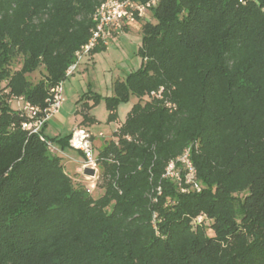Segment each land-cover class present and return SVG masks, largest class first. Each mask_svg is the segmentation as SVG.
Returning a JSON list of instances; mask_svg holds the SVG:
<instances>
[{"label":"trees","instance_id":"trees-1","mask_svg":"<svg viewBox=\"0 0 264 264\" xmlns=\"http://www.w3.org/2000/svg\"><path fill=\"white\" fill-rule=\"evenodd\" d=\"M104 1L0 0V264H264V0H157L137 18L143 63L113 83L107 122L138 102L97 147L95 198L49 148L71 134L32 133L10 101L45 115ZM101 100L79 101L78 127ZM187 149L200 192L164 178Z\"/></svg>","mask_w":264,"mask_h":264},{"label":"rangeland","instance_id":"rangeland-1","mask_svg":"<svg viewBox=\"0 0 264 264\" xmlns=\"http://www.w3.org/2000/svg\"><path fill=\"white\" fill-rule=\"evenodd\" d=\"M148 16L151 20L150 12ZM142 39L141 23L130 24L128 30L113 35L109 39L105 50L83 59L74 74L63 82L61 107L46 122L44 134L50 140L66 137L82 121L81 115L77 114V110L80 108V104L78 103L80 100H83L86 94H97L102 98L101 103L90 111L91 115L99 122L90 128L91 131L96 134L102 133L107 141L112 138L113 132L126 120L128 112L138 102V99L131 96L127 102L121 103L118 108V121L109 124L107 122L109 112L106 109L105 98L113 96V83L117 79H125L128 74L141 68L143 59L138 55V49L139 45L142 44ZM43 75L44 69L40 68L29 79L36 83ZM10 104L13 109L18 108L16 101L13 100ZM97 139L99 140V144H105L104 138ZM55 150L53 153L63 157L66 172L77 183H83L85 186L88 185L90 181L76 172V167L79 164L72 161L71 158V156H74L81 159L82 154L70 147L65 152L57 147H55ZM92 193L95 198H98L102 194V191L95 189ZM210 233L212 234L211 230Z\"/></svg>","mask_w":264,"mask_h":264},{"label":"built area","instance_id":"built-area-1","mask_svg":"<svg viewBox=\"0 0 264 264\" xmlns=\"http://www.w3.org/2000/svg\"><path fill=\"white\" fill-rule=\"evenodd\" d=\"M156 2L157 0L146 4H137L132 0H105L102 2L93 17L94 27L91 30V37L87 44L75 53V61L68 69L67 77L74 74L83 59L90 56L95 48L107 46L109 39L115 33L122 32L125 25L136 23L137 18H146ZM52 92L54 93V102L50 108L44 111L45 115L42 117H39L41 110L26 103L23 98H14L10 101H16L18 105L16 110L24 112L27 116L28 123L24 124L25 129L32 133H39L48 118L58 112L62 104L63 83H60ZM97 138H104V135L102 133L95 135L91 130L77 127L72 131L69 139L70 148L79 151L83 156L82 164L77 172L90 181L87 185V190L90 193L96 189L100 172L97 159ZM49 148L52 152L56 151L52 144H49ZM190 156V150L187 149L181 157L169 163L164 174V178L174 181L183 193L202 190ZM86 170H92L94 174L88 175ZM204 220L205 217L201 216L196 220V223L200 224Z\"/></svg>","mask_w":264,"mask_h":264},{"label":"crops","instance_id":"crops-1","mask_svg":"<svg viewBox=\"0 0 264 264\" xmlns=\"http://www.w3.org/2000/svg\"><path fill=\"white\" fill-rule=\"evenodd\" d=\"M147 18H149V16L147 17ZM129 26H130V24H128V25H125L124 26V28H123V31H126V30H128L129 29ZM127 28V29H126ZM120 32H118V33H115L114 35H116V34H119ZM141 46V44L139 45V47ZM47 125V124H46ZM78 126H76V128H77ZM116 131V130H115ZM93 132V131H92ZM72 133V132H71ZM70 133V134H71ZM94 133V132H93ZM95 135H98L99 133H94ZM104 139H105V136H104ZM105 142L107 141V139H105L104 140ZM103 146V144L101 145V144H99V140L98 139H96V147H102ZM58 148V147H57ZM65 152V151H64ZM65 156H67L66 154H65ZM62 157V156H61ZM63 158V157H62ZM71 158H72V161H75V162H77V164H79V165H77V167H76V172H77V170L80 168V166H81V162H82V156H81V159H79V158H75L74 156H71ZM76 160H80V161H76Z\"/></svg>","mask_w":264,"mask_h":264},{"label":"water","instance_id":"water-1","mask_svg":"<svg viewBox=\"0 0 264 264\" xmlns=\"http://www.w3.org/2000/svg\"><path fill=\"white\" fill-rule=\"evenodd\" d=\"M86 174H88V175H93L94 172H93L92 170H86Z\"/></svg>","mask_w":264,"mask_h":264}]
</instances>
